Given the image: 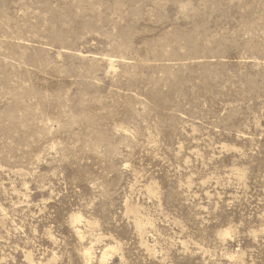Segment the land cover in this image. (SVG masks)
<instances>
[{
	"label": "rangeland",
	"instance_id": "rangeland-1",
	"mask_svg": "<svg viewBox=\"0 0 264 264\" xmlns=\"http://www.w3.org/2000/svg\"><path fill=\"white\" fill-rule=\"evenodd\" d=\"M0 264H264V0H0Z\"/></svg>",
	"mask_w": 264,
	"mask_h": 264
},
{
	"label": "bare ground",
	"instance_id": "bare-ground-1",
	"mask_svg": "<svg viewBox=\"0 0 264 264\" xmlns=\"http://www.w3.org/2000/svg\"><path fill=\"white\" fill-rule=\"evenodd\" d=\"M91 254H88V259H89V256H90Z\"/></svg>",
	"mask_w": 264,
	"mask_h": 264
}]
</instances>
